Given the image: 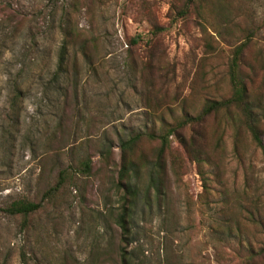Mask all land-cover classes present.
<instances>
[{
	"label": "rangeland",
	"instance_id": "rangeland-1",
	"mask_svg": "<svg viewBox=\"0 0 264 264\" xmlns=\"http://www.w3.org/2000/svg\"><path fill=\"white\" fill-rule=\"evenodd\" d=\"M0 2L29 17L17 36L0 28V264H115L124 202L119 139L157 133L185 113H199L207 99L228 96V60L247 25L260 27L247 57L257 47L264 53V0H207L181 17L186 0ZM73 3L78 27L98 40L93 69L78 53L75 95L64 79L46 83ZM16 84L24 91L18 112L10 107ZM179 133L185 140L195 135L194 149L203 156L194 159L172 136L169 151L179 166L172 172L168 151L162 201L144 198L145 164L158 142L145 139L136 148L143 157L139 175L131 177L139 198L130 219L129 263L243 264L248 240L264 245V159L246 135L234 152L222 115ZM105 144L106 158L100 155ZM87 156L85 174L79 162ZM60 170L61 184L51 191ZM18 199L40 207L25 217L7 213Z\"/></svg>",
	"mask_w": 264,
	"mask_h": 264
},
{
	"label": "trees",
	"instance_id": "trees-1",
	"mask_svg": "<svg viewBox=\"0 0 264 264\" xmlns=\"http://www.w3.org/2000/svg\"><path fill=\"white\" fill-rule=\"evenodd\" d=\"M206 2L207 0H186V3L177 11L178 16H186L188 11L194 7L201 9ZM68 7L65 10L66 15H63L60 24L62 38L57 51L55 69L46 83L48 85H57L61 79H64L68 81V88L71 87L72 93L75 95L82 72L78 53L83 57L88 68L93 69L98 40L91 35L84 34L83 29L78 27L74 15H71V9H75L76 4L73 3V5L71 4ZM198 16L204 18V15ZM28 22L29 17L13 7L11 3L0 2V28L3 26L10 27L11 37L17 36ZM155 30H159V28ZM259 30L260 27L247 25L241 31L240 37L237 38L231 49L227 71L230 86L228 96L219 99H207L199 113L196 115L185 113L175 123L165 124L164 129L157 133H135L127 138L119 139L121 164L118 171V183L123 189L124 202L116 219L121 236L117 245L118 253L114 260L115 264H130L128 251L131 230L130 219L132 209L139 198V191L137 186L131 182V177L133 175L137 177L140 173L143 154L140 153L138 155L136 152L140 142L145 139L158 142L154 158L145 164L148 173V184L144 193L145 202L153 199L162 201L165 197V180L168 170L166 153L171 148L172 136L182 145L185 152L193 156L194 159L199 160L203 156L202 149H194L196 141H198L197 137L194 135L189 140H185L180 136L179 130L186 127L193 128L208 116L222 115L225 118V122L232 129L231 138L235 153L238 152L239 144L243 140L244 135H246L251 145L259 151L264 159V53L261 48L257 47L256 55L247 57L250 48L256 45V35ZM138 38L132 37L130 42L136 43ZM23 98V87L16 84L10 96L12 111L18 112L20 110L19 102ZM109 152L110 145L108 144L103 145L100 149L102 157L106 158ZM177 156L173 152L169 154L170 168L174 173L178 171L177 167L179 166ZM79 166L85 174L90 173V156L80 160ZM62 178L63 170H60L58 171V182L51 188V191L56 190L55 188L61 184ZM250 195L252 196L250 203L256 204L258 197L255 194L252 195L250 193ZM39 207L40 202L18 199L12 201L6 207V211L11 215L25 217L38 210ZM248 214L250 220L253 221V211H249ZM259 224L264 235V222L259 221ZM224 229H228L229 234H232L233 229L229 225L226 226L224 224ZM235 231L238 233L242 232L240 226H237ZM248 242L249 250L244 256L243 264H264V245L260 248H255L252 241L248 240Z\"/></svg>",
	"mask_w": 264,
	"mask_h": 264
}]
</instances>
